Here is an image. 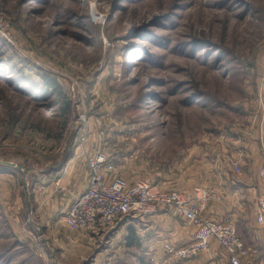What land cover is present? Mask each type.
Masks as SVG:
<instances>
[{
	"label": "rangeland",
	"instance_id": "obj_1",
	"mask_svg": "<svg viewBox=\"0 0 264 264\" xmlns=\"http://www.w3.org/2000/svg\"><path fill=\"white\" fill-rule=\"evenodd\" d=\"M0 15V264L141 263L114 253L112 227L72 231L63 217L79 191L42 182L47 169H89L83 147L205 215L224 193L211 169L238 160L258 184L264 0H0Z\"/></svg>",
	"mask_w": 264,
	"mask_h": 264
},
{
	"label": "built area",
	"instance_id": "obj_2",
	"mask_svg": "<svg viewBox=\"0 0 264 264\" xmlns=\"http://www.w3.org/2000/svg\"><path fill=\"white\" fill-rule=\"evenodd\" d=\"M7 23L0 15V31ZM87 137H82L83 144ZM86 155L89 176L87 189L76 198L64 214L63 221L72 231L99 230L113 227L123 215H151L162 209H172L189 225L196 228L194 239L185 245L165 243V250L180 260L191 259L211 250L212 240L217 241L227 253L232 264H241L248 251L240 238L235 223L218 221L203 213V205L178 190H166L159 184L141 179L129 183L116 174V165L103 152ZM236 172H242V164L232 163ZM264 184V165L260 170ZM207 201L209 197L201 190ZM199 192V194H200ZM201 195V194H200ZM257 220L264 223V193L259 198Z\"/></svg>",
	"mask_w": 264,
	"mask_h": 264
},
{
	"label": "crops",
	"instance_id": "obj_3",
	"mask_svg": "<svg viewBox=\"0 0 264 264\" xmlns=\"http://www.w3.org/2000/svg\"><path fill=\"white\" fill-rule=\"evenodd\" d=\"M79 156L78 153L71 159ZM257 160L263 163V156H259ZM0 164V175H2L7 168L3 167L5 164ZM11 164L15 165V163ZM45 172V180L42 182L46 183L49 188L60 191H79L77 194L74 193L75 197H72L71 205L87 189L89 169H75L72 166V169H47ZM211 173L221 175L217 182L221 183L224 193L221 203L212 201L207 205L206 214L214 219L220 218V220L233 218L239 225L241 238L248 249V254L242 258V264H264V229L256 228L264 225L257 220L259 198L264 193V185L259 173L257 172L258 184L251 173L243 170L238 173L235 169H211ZM259 189L261 192L258 202L251 208V211H248L249 209L245 211L249 200L248 192H258ZM70 204L68 209L71 207ZM176 215L177 213L167 212L151 215H126L118 220L116 226L112 227L107 240L112 249L117 248L114 252L116 254H135L134 259L136 255H143L139 264H149L152 260L155 264H167L163 248H165L168 237L170 242L182 246L190 243L196 233L194 226H189L181 219V216ZM122 258L125 259V257ZM139 258L136 257V259ZM123 262L125 263V260ZM176 264L232 263L221 245L212 240L210 251L203 252L193 259L178 261Z\"/></svg>",
	"mask_w": 264,
	"mask_h": 264
},
{
	"label": "trees",
	"instance_id": "obj_4",
	"mask_svg": "<svg viewBox=\"0 0 264 264\" xmlns=\"http://www.w3.org/2000/svg\"><path fill=\"white\" fill-rule=\"evenodd\" d=\"M48 83H49V81H48ZM49 90H50V89H47V90H45V91H43V92H44V93H48ZM203 94H204L203 96H206V97L208 96L207 93H204V92H203ZM67 103H68V101L66 102V104H67ZM61 104H62V103H61Z\"/></svg>",
	"mask_w": 264,
	"mask_h": 264
}]
</instances>
